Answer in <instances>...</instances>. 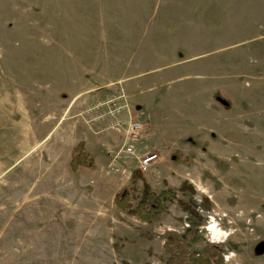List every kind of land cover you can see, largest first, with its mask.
Segmentation results:
<instances>
[{"label":"rangeland","instance_id":"374dc122","mask_svg":"<svg viewBox=\"0 0 264 264\" xmlns=\"http://www.w3.org/2000/svg\"><path fill=\"white\" fill-rule=\"evenodd\" d=\"M243 40L241 47L237 43ZM250 47L259 53L264 48V0H0V264H165L171 256L165 248L169 236L179 239L189 229L198 245L218 240L210 236L217 227L210 230L209 225L224 218L231 222L240 213L235 205L249 190V174L257 188L264 178V164L254 166L255 158L250 170L242 165L249 174L242 170L235 188L220 181L214 207L200 193L166 183L155 173V162L143 173L132 163L128 179L114 170L104 173L114 188L131 189L132 206L146 182L156 193L171 190L177 200L194 202L200 221L177 200H167L165 210L144 223L102 196L97 218L77 226L48 221L44 237L31 220L20 219L19 211L11 214L10 179L22 170L10 173V166L27 151L35 159L34 150L47 146V141L37 142L35 149L33 139L27 145L26 133L41 137L68 106L72 113L63 120L87 118L76 113L94 102L91 93L108 90L114 79L141 78L144 89L157 80L156 86L169 90L205 73L202 68L187 71V66L222 58L227 79L245 62L264 65V56L240 59ZM192 56L197 57L176 64ZM255 231L260 235L255 241L263 238V244L264 228ZM224 241L219 248L223 264H257L251 243L239 249L231 239Z\"/></svg>","mask_w":264,"mask_h":264},{"label":"crops","instance_id":"0c3cea01","mask_svg":"<svg viewBox=\"0 0 264 264\" xmlns=\"http://www.w3.org/2000/svg\"><path fill=\"white\" fill-rule=\"evenodd\" d=\"M245 42L237 44L242 47ZM243 51L245 55H238L241 60L252 54L264 56V48L260 53L257 47ZM196 57L179 60L176 64ZM222 59L217 63L187 66V71L197 72L202 68L205 73H195L193 77L201 78L188 83L189 78L186 84L169 86V90L156 86L157 80L144 89L141 78L114 79L104 94L91 93L89 98L94 102L86 103L76 113L87 118L63 120L65 113L67 116L72 113L68 106L56 114L59 117L53 129L51 127L41 137L26 133L27 145L33 139L35 149L37 142L47 141V146L33 151L35 159H30L31 151H27L11 164L10 173L22 170L10 179L11 214L19 211L21 220H31L41 237L49 227L48 221H73L77 226L84 219L97 218L102 196L114 207V196L124 187L114 188L113 182L108 184L105 174L118 169L114 172L125 174L124 179H128L130 167L135 163L138 166L136 157L152 154L157 157L153 161L154 171L166 183L177 188L186 183L214 207L220 181H226V186L233 189L242 170L249 174V163L264 164V65L245 62L226 79L229 75ZM99 96L103 99L98 100ZM132 123L139 124L140 129L132 141L134 155L128 156L124 147L130 138L128 128ZM80 141L84 142L95 167L71 173L68 167L71 152ZM13 154L11 150V156ZM252 158L255 159L252 161ZM247 177L245 183L249 190L240 193L235 205L240 213L231 222L225 218L218 220L217 230L227 235L207 243L203 241L202 245L192 242L193 238L190 243L195 251L201 252L206 244H218L221 248L224 239L229 238L239 249L251 243L253 250H257L253 256L257 264H264L263 238L255 241L259 235L255 228H264V193L260 190L264 189V178L258 179L257 188L255 179L250 174ZM259 203H263L261 209L256 208ZM210 236L214 238L213 233Z\"/></svg>","mask_w":264,"mask_h":264},{"label":"trees","instance_id":"16d2710c","mask_svg":"<svg viewBox=\"0 0 264 264\" xmlns=\"http://www.w3.org/2000/svg\"><path fill=\"white\" fill-rule=\"evenodd\" d=\"M215 99L227 108L223 100L215 96ZM69 170L71 173H77L81 169H93L95 167L93 159L89 156L85 149L84 142H78L71 152L69 160ZM181 190H188L192 194L195 192L192 186L184 183ZM208 206L209 201L203 198ZM132 195L129 187H123L114 196L113 205L116 210H125L128 214L144 223H151L155 216L165 210V201L177 200L176 194L171 190H163L160 193L152 191L148 184H143L141 196L134 206H132ZM179 206L195 215L200 221L201 217L196 212V204L194 202L185 203L177 200ZM194 234L187 229L181 238L169 236L165 243L167 252L171 255L165 264H223L224 257L218 246L207 244L201 252H197L191 245Z\"/></svg>","mask_w":264,"mask_h":264},{"label":"built area","instance_id":"2783aa9c","mask_svg":"<svg viewBox=\"0 0 264 264\" xmlns=\"http://www.w3.org/2000/svg\"><path fill=\"white\" fill-rule=\"evenodd\" d=\"M140 129V125L137 123H132L129 125V140L125 141V147H124V152L128 155V156H133L134 155V150H133V140L135 139V136L138 132V130ZM156 155L152 154V155H143V156H139L136 157L138 166L137 169L143 173L148 171L151 163L153 161H155L156 159ZM115 171H118V169H114Z\"/></svg>","mask_w":264,"mask_h":264},{"label":"clouds","instance_id":"9594fccd","mask_svg":"<svg viewBox=\"0 0 264 264\" xmlns=\"http://www.w3.org/2000/svg\"><path fill=\"white\" fill-rule=\"evenodd\" d=\"M215 228H216V226H215L214 223L209 225V229H210V230H214ZM222 235L226 236L227 233H220L218 230L213 231V237H214L215 239H219ZM226 259H227V257H226Z\"/></svg>","mask_w":264,"mask_h":264}]
</instances>
